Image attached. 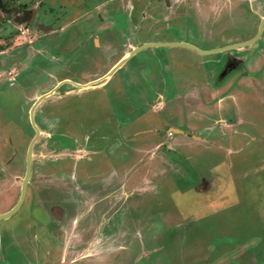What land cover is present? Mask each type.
<instances>
[{
    "label": "rangeland",
    "instance_id": "rangeland-1",
    "mask_svg": "<svg viewBox=\"0 0 264 264\" xmlns=\"http://www.w3.org/2000/svg\"><path fill=\"white\" fill-rule=\"evenodd\" d=\"M20 1L30 3L29 7L35 3L11 0L10 17L15 16ZM103 1L96 3L100 13L108 8ZM60 10L63 16L67 8ZM81 11L85 8L63 21V31L56 38L59 51L73 50L85 41L82 35L91 21ZM226 14L225 9L203 6L197 21L193 19L196 27L187 28L200 35L188 34L184 41L202 49L214 46L216 33L230 22ZM89 15L94 18L97 13L93 10ZM5 28L0 30V58L7 63L3 55L34 40L38 32H22L19 25ZM106 39L102 36L98 44L87 47L86 55H68L63 61L66 68L54 70L48 81L41 80L39 89L31 80L18 83L17 65L14 72L0 66V213L20 198L27 149L35 134L29 111L38 96L63 82L35 110L42 132L34 147V170L23 205L0 220V257L8 256L13 264H264V131L260 127L264 126V108L248 102L241 109L244 112L239 110L246 120L234 143L222 123L225 130L211 123L196 131L201 136L197 139L152 134L151 128L162 125V117L143 112L147 108L138 101L142 99L137 89L142 85L133 72L150 48L132 57L104 84L86 88L75 84L98 79L116 60L118 44L115 40L108 44ZM174 48L180 49L186 62L174 64L187 77H196L189 74L196 70L195 62H187L200 59L201 53ZM210 109L194 107L196 114H203V122L209 116L204 113L219 115L217 105ZM256 111L259 120L252 123ZM58 133L66 134L60 144ZM163 140L176 147L168 150ZM120 156L122 160L116 161ZM78 157L79 168L89 175L95 173L82 187L98 186L112 168L129 174L134 183L145 171L154 174L141 179L143 188L138 193L125 187L118 191L122 212L116 227L95 230L99 223L84 220L80 214L75 222H67L73 215L72 211L68 215L70 199L82 189ZM148 165L152 168L147 169ZM159 167L162 171H157ZM55 208H60L58 214L53 213Z\"/></svg>",
    "mask_w": 264,
    "mask_h": 264
},
{
    "label": "flooded vegetation",
    "instance_id": "flooded-vegetation-1",
    "mask_svg": "<svg viewBox=\"0 0 264 264\" xmlns=\"http://www.w3.org/2000/svg\"><path fill=\"white\" fill-rule=\"evenodd\" d=\"M62 1L35 0L33 6L30 7V3L20 1L16 5L14 17H10L12 13L7 11L11 10V0H4L0 5V30H7L5 26L19 25L22 28L25 25L22 29L20 28L22 32L30 29L38 32L34 40H27L21 46L11 50L10 54L3 55L8 57L7 63L4 58H0L1 68L9 66L11 72H14L13 69L18 66L19 72L15 77L18 78V83L31 80L35 83V89H39L37 84L41 80L48 81L54 70L66 68L63 61L68 55L73 52L86 55V48L91 45L95 46V42L98 44L99 39L104 36L108 44L114 40L117 42L120 54L102 76L107 74L122 58L127 57L126 62H129L132 57L151 49L143 53L145 55L133 72L141 81L142 86H138L137 89L142 99L138 101H142L147 108L143 112L150 113L153 118L157 115L162 117V125L151 128L152 134H160L163 137L169 135L170 138L182 136L196 138L198 135L196 131L201 128L206 129L211 123H217L219 129L225 130L223 125L220 126L222 123L225 124L227 132L232 135L231 142L234 143L235 136L241 131L239 126L245 124L246 120L241 117L240 111L244 112L241 110L242 107L252 102L254 106H258V109L260 106L264 108V0H104L102 3L106 2L105 5L108 6L105 13L97 10L96 3L99 0H66L60 4ZM203 6L206 10H227V20L230 21L227 25L222 24L219 32L216 33L214 46L202 49L195 45L209 53H202L195 48L180 44L186 42L183 37L188 34L196 37L200 35L195 29L193 31L187 28L193 24L196 27L193 19L197 21V14L201 13ZM66 8L67 11L63 16L60 15L59 10ZM84 8L85 11H81L84 18L91 21L88 30L82 35L86 37L83 38L85 41H82L83 44H77L73 50L59 51L60 45L59 42L58 45L56 44V38L63 31L61 28L63 21ZM93 10L95 14L97 13L94 18L89 15ZM78 18L82 19L83 16L80 15ZM188 23L192 24L187 26ZM177 46L194 49L201 53L200 59L188 57L191 62L187 63L195 62L197 67L194 70L195 73L190 72L189 74H195L196 77H187L189 75L184 74L174 64L183 60L180 49L174 48ZM1 51H6V49ZM181 64H186V62L183 60ZM43 73L46 74L43 75ZM134 78H136L135 75ZM10 81L12 77H9ZM59 84L56 82L48 90L51 91ZM57 91L58 89L53 93ZM137 99L138 97H135L136 101ZM201 105H205L207 109L211 108L210 110L217 105L219 115L213 117L210 112L204 113L209 116L208 121L203 122V114H196L194 110L195 106ZM255 115L259 116L257 111L252 113L251 118L253 119L250 122L256 123L254 120H259ZM260 127L264 131V126L260 125ZM38 128L39 138L42 131L39 126ZM149 133L146 136H151ZM65 135L64 133L56 135L57 144H60L59 141L64 139ZM198 136L201 138L200 135ZM35 143L32 151L33 158ZM162 143L167 145L168 150L176 147L175 144L165 143L164 140ZM77 160L76 169L82 180L79 183L82 187L90 179L88 177H93L95 173L87 174L82 167H78L79 157ZM118 160H122V156L116 159ZM99 165L101 166V163ZM151 168L152 166H147V169ZM33 170L32 160V174ZM106 173L103 182H100L97 188L87 185L77 190L75 197H71L72 207L66 208L68 215L71 211L73 212V215L67 218L69 224L75 222V216L78 217L80 214L84 220L87 217L86 220L99 223V226L94 225L95 230L105 231L107 227L110 229L116 227L122 212L118 191L125 187L127 191H133L131 193H138V190L143 188L141 179H149L148 176L151 174L148 171L141 173L137 177L139 182L134 183L129 174L123 175V170L121 172L112 168ZM68 187L74 188L70 185ZM58 209L60 208H55L53 213L58 214ZM6 257H0V264H13ZM19 264H21L20 261Z\"/></svg>",
    "mask_w": 264,
    "mask_h": 264
},
{
    "label": "water",
    "instance_id": "water-1",
    "mask_svg": "<svg viewBox=\"0 0 264 264\" xmlns=\"http://www.w3.org/2000/svg\"><path fill=\"white\" fill-rule=\"evenodd\" d=\"M171 44H175V43H171ZM180 44L195 48V49L201 51L202 53H209V52L202 51L201 49H199L195 45L187 43V42H182ZM126 60H127V57L122 58L107 74H105L104 76H102V77H100L94 81H91V82H88L85 84H79V83H75V84H77L83 88L90 87V86L98 84L99 82H102V81H104V82H102L104 84L117 71V69L120 68L126 62ZM62 83L63 82H61L56 88L52 89L51 91L43 94L42 96H39L30 109V119H31V123L33 124V126L36 130V134H35L34 138L32 139L30 146H29V150H28V154H27V161H26V173H25L24 179L22 181L20 198H19V201L17 202V204L14 205L11 209L0 213V220L11 217L16 211H18L20 209V207L23 205V203L25 201L28 184H29L31 174H32L33 146H34L36 139L38 138V136L40 134V130H39V128L35 122V117H34L35 110H36L37 106L42 102V100L45 97L51 95Z\"/></svg>",
    "mask_w": 264,
    "mask_h": 264
},
{
    "label": "crops",
    "instance_id": "crops-1",
    "mask_svg": "<svg viewBox=\"0 0 264 264\" xmlns=\"http://www.w3.org/2000/svg\"><path fill=\"white\" fill-rule=\"evenodd\" d=\"M197 137L200 138L198 135H196V139H197ZM173 144H174V143H173ZM175 146H176V145H175ZM175 146H174V147H175ZM159 168H160V167H159ZM153 171L155 172V170H153ZM157 171H162V170H161V168H160V169H157ZM205 183H206V182H205Z\"/></svg>",
    "mask_w": 264,
    "mask_h": 264
}]
</instances>
